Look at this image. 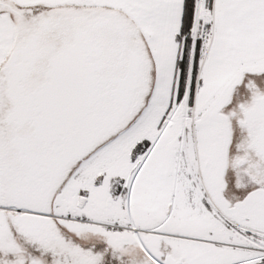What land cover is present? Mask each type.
Masks as SVG:
<instances>
[{
  "label": "snow or ice",
  "instance_id": "1",
  "mask_svg": "<svg viewBox=\"0 0 264 264\" xmlns=\"http://www.w3.org/2000/svg\"><path fill=\"white\" fill-rule=\"evenodd\" d=\"M0 264H264V0H0Z\"/></svg>",
  "mask_w": 264,
  "mask_h": 264
}]
</instances>
